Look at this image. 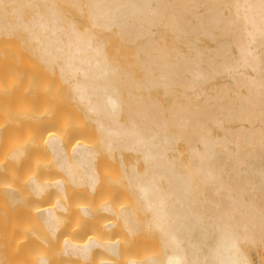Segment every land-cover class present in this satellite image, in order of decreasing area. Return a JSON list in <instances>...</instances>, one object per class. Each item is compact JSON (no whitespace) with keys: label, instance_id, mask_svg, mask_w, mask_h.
<instances>
[{"label":"bare ground","instance_id":"1","mask_svg":"<svg viewBox=\"0 0 264 264\" xmlns=\"http://www.w3.org/2000/svg\"><path fill=\"white\" fill-rule=\"evenodd\" d=\"M1 61L4 237L36 264H264V0H0Z\"/></svg>","mask_w":264,"mask_h":264},{"label":"rangeland","instance_id":"2","mask_svg":"<svg viewBox=\"0 0 264 264\" xmlns=\"http://www.w3.org/2000/svg\"><path fill=\"white\" fill-rule=\"evenodd\" d=\"M26 81H27L26 75L24 74L22 67H20L17 63L12 62V61H1L0 62V91L9 93V95L5 96V98L11 97L15 92H18L19 94H22L25 98H27L28 94L26 90L27 89ZM7 84L12 85V87L16 85V87L14 89L12 87L8 88L6 86ZM18 86L22 88H18ZM51 92H54V90L48 89L40 93L39 95L48 96ZM23 96L19 97V101L13 102V103H12V99H9L6 105L4 103L2 110L8 105L11 108L12 112L15 113L14 109L18 110L21 107L23 108L26 107L27 101H24ZM2 110L0 111V120L2 117ZM5 162H7L6 153L0 155V163H5ZM2 185H3V181L0 179V190L4 189L2 188L3 187ZM25 193L26 191L24 190L23 192L24 197H26ZM27 199H28V196H27ZM4 203L5 201L0 198V234H1V238L6 243V247H3L2 249L6 257L5 264H36L37 261L41 258H46L49 262L56 261L57 257L56 255L53 254L52 249L49 246H46V247L44 246L43 249H40V250H35L34 248H32V250L29 251L28 247L24 249H20L18 247L17 239H15L14 236L12 240L10 236L4 237L5 235L11 234L10 228L7 227V224L10 222L12 217L15 216L12 213V210L8 208L7 204L5 205ZM5 210H7V213L5 212ZM79 222L80 221L75 220V226L79 225ZM93 222L97 225H99L100 223V221H96V222L93 221ZM31 228L35 230L34 227H31ZM98 237H99V232L96 229H92L91 234L85 235L82 238V241L87 242L88 240L92 238L98 239ZM67 240H68L67 238L63 240L61 239L59 243L60 245L59 247L61 248L64 242ZM118 241L119 239L118 237H116V242ZM144 256L145 258L152 257L153 251H149L148 253H145ZM68 262L72 264H76L75 261H68ZM97 264H101V263H97Z\"/></svg>","mask_w":264,"mask_h":264}]
</instances>
